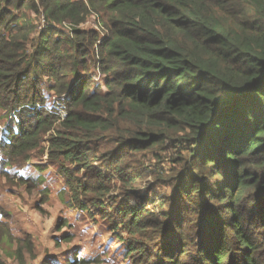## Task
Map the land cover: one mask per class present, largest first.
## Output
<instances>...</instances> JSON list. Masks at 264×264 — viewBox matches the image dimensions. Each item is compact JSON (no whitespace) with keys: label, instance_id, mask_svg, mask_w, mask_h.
I'll return each instance as SVG.
<instances>
[{"label":"trees","instance_id":"trees-1","mask_svg":"<svg viewBox=\"0 0 264 264\" xmlns=\"http://www.w3.org/2000/svg\"><path fill=\"white\" fill-rule=\"evenodd\" d=\"M1 116L0 178L46 154L126 264H264V0H0ZM4 255L37 259L0 221Z\"/></svg>","mask_w":264,"mask_h":264},{"label":"rangeland","instance_id":"rangeland-1","mask_svg":"<svg viewBox=\"0 0 264 264\" xmlns=\"http://www.w3.org/2000/svg\"><path fill=\"white\" fill-rule=\"evenodd\" d=\"M41 19L43 18L40 17L38 22L39 28L45 25L44 20L41 23ZM90 20L87 26L95 28L92 19ZM66 28H63V32L67 34ZM54 98H49L52 107L57 105ZM6 120L5 116L0 117V130L5 128L8 122ZM45 160L46 154H38L31 158L30 164L22 171L6 169L10 176L19 173L28 178L31 183L28 188L18 184L13 178L10 182L0 178V221L7 224L12 235L22 239L25 236L30 238L37 259L28 260V263L42 264L47 259L61 262L65 255L76 251L82 258L93 259L95 264H126L123 259L125 236L111 233L108 222L101 219L102 213L89 207L90 212L87 213L71 207L63 178L53 168L44 169L42 164ZM153 168L168 174L171 166L166 160ZM155 191L158 199L163 195L172 196L174 187L157 186ZM147 197L150 198V195ZM129 204L134 206L135 202L130 200ZM96 209L99 211L100 207ZM155 214L158 215V211ZM187 220L192 222L195 218L189 216ZM183 227L187 234L196 226L195 222H185ZM65 236L70 237L69 242L62 241ZM3 260L5 264H14L9 256L4 255Z\"/></svg>","mask_w":264,"mask_h":264},{"label":"built area","instance_id":"built-area-1","mask_svg":"<svg viewBox=\"0 0 264 264\" xmlns=\"http://www.w3.org/2000/svg\"><path fill=\"white\" fill-rule=\"evenodd\" d=\"M55 100H57L56 98H54ZM57 105H59V103L57 102ZM53 108H55V107H53ZM57 114L61 117V118H63L64 116H65V112H64V110H63V108H57Z\"/></svg>","mask_w":264,"mask_h":264}]
</instances>
